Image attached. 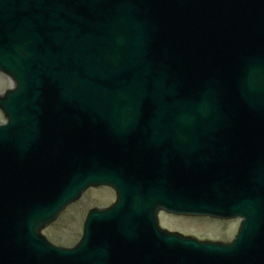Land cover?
Listing matches in <instances>:
<instances>
[{
	"label": "water",
	"instance_id": "95a60500",
	"mask_svg": "<svg viewBox=\"0 0 264 264\" xmlns=\"http://www.w3.org/2000/svg\"><path fill=\"white\" fill-rule=\"evenodd\" d=\"M0 264H264V0H0ZM65 250L41 231L91 186ZM243 218L232 244L159 210Z\"/></svg>",
	"mask_w": 264,
	"mask_h": 264
},
{
	"label": "rangeland",
	"instance_id": "374dc122",
	"mask_svg": "<svg viewBox=\"0 0 264 264\" xmlns=\"http://www.w3.org/2000/svg\"><path fill=\"white\" fill-rule=\"evenodd\" d=\"M4 76V77H3ZM12 87L11 80L5 75L0 73V95L9 90ZM98 189L88 190L79 200L68 206L63 213L57 218V220L46 227L43 230V234L46 238L56 246L64 248H72L80 241L83 233V224L88 212L93 208H101L108 206L115 201V196L112 191L108 194L103 192L98 193ZM161 216V224L168 229H174L182 231L185 234L195 236L203 240L223 241L227 242L231 240L239 227L240 222H225L214 223L211 221L198 220V219H179L178 217ZM182 220H184L182 222ZM195 220V221H192ZM191 222H197L198 226L188 224ZM214 224H221V229H216ZM209 225L211 227L209 228Z\"/></svg>",
	"mask_w": 264,
	"mask_h": 264
},
{
	"label": "bare ground",
	"instance_id": "6f19581e",
	"mask_svg": "<svg viewBox=\"0 0 264 264\" xmlns=\"http://www.w3.org/2000/svg\"><path fill=\"white\" fill-rule=\"evenodd\" d=\"M4 77V76H3ZM10 89H13V83H12V87L10 88ZM103 191H105V190H103ZM97 193H98V195H99V193H101V190H98V191H96ZM108 194V193H107ZM175 215H178V216H182V217H188V215H182V214H175ZM166 218L165 219H168V220H172V221H174V220H177V219H169V218H167V217H172V216H165ZM157 220H158V218H157ZM177 221H180V220H177ZM184 220H182V222H183ZM192 221H195V220H192ZM205 221V220H204ZM214 223H220V222H214ZM188 224H192V225H194V226H198V224H197V222H191V223H188ZM215 226H217L216 227V229L218 230V229H221L220 227H223L221 224H214ZM211 227V225H209V228Z\"/></svg>",
	"mask_w": 264,
	"mask_h": 264
}]
</instances>
